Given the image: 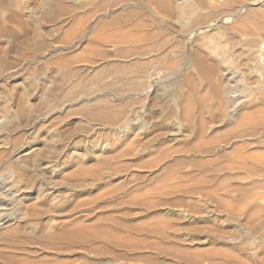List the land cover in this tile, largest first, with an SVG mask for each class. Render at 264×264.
<instances>
[{
    "label": "rangeland",
    "instance_id": "obj_1",
    "mask_svg": "<svg viewBox=\"0 0 264 264\" xmlns=\"http://www.w3.org/2000/svg\"><path fill=\"white\" fill-rule=\"evenodd\" d=\"M0 264H264V0H0Z\"/></svg>",
    "mask_w": 264,
    "mask_h": 264
}]
</instances>
